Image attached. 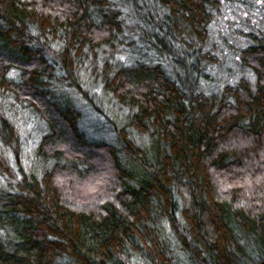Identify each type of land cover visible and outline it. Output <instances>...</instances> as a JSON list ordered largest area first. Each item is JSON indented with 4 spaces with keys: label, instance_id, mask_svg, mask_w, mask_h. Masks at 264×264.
<instances>
[{
    "label": "trees",
    "instance_id": "1",
    "mask_svg": "<svg viewBox=\"0 0 264 264\" xmlns=\"http://www.w3.org/2000/svg\"><path fill=\"white\" fill-rule=\"evenodd\" d=\"M254 8L264 0H0V147L16 166L0 154V264L264 260ZM26 115L44 128L30 169Z\"/></svg>",
    "mask_w": 264,
    "mask_h": 264
},
{
    "label": "rangeland",
    "instance_id": "2",
    "mask_svg": "<svg viewBox=\"0 0 264 264\" xmlns=\"http://www.w3.org/2000/svg\"><path fill=\"white\" fill-rule=\"evenodd\" d=\"M256 15V18H260V19H264V10L263 9H260V8H254L253 9ZM235 14L233 13H229L228 16L232 19V17H236L234 16ZM234 19V18H233ZM236 24L233 26V28H229L227 25H225L224 29H223V33L227 34L230 36V39L234 42V43H239L238 42V39L236 37H234L233 35V32H234V29H239L242 27L241 25V20L240 18H237L236 17ZM249 26V25H248ZM224 56L226 58V66H230V67H236L235 65V60L233 59V52L232 50H225L224 52ZM221 59H222V62L224 61L223 57L221 56ZM215 76L217 75L216 74V71L214 72ZM231 76H235V75H240L242 74V71L237 70V74L233 73V72H230ZM13 105V104H11ZM7 109L9 110V112L12 111V107H7ZM91 116V115H90ZM93 118H91L92 120ZM18 120V119H17ZM20 124L23 125V130H22V133H23V159H22V163H23V166L25 168H28L30 169V167L34 164V163H31L33 162V159H34V151H35V147H36V144H37V141H36V138L37 136H39L41 133H42V130L44 129L43 128V125L39 123V121L34 118L33 116L29 117L28 115H26V120H18ZM90 121V120H89ZM0 154L2 156H4V158H6L10 164V167L13 171H16V166L14 164V161H13V157L12 155L7 151V150H4L2 147H0ZM5 181L4 180H1L0 181V184H4ZM180 264H187L185 262H182Z\"/></svg>",
    "mask_w": 264,
    "mask_h": 264
},
{
    "label": "water",
    "instance_id": "3",
    "mask_svg": "<svg viewBox=\"0 0 264 264\" xmlns=\"http://www.w3.org/2000/svg\"><path fill=\"white\" fill-rule=\"evenodd\" d=\"M259 264H264V260L261 263H259Z\"/></svg>",
    "mask_w": 264,
    "mask_h": 264
}]
</instances>
